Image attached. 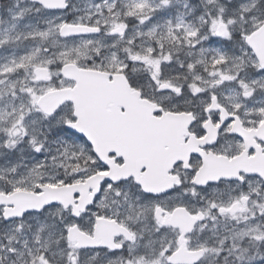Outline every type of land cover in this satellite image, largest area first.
<instances>
[{"label": "snow or ice", "instance_id": "obj_1", "mask_svg": "<svg viewBox=\"0 0 264 264\" xmlns=\"http://www.w3.org/2000/svg\"><path fill=\"white\" fill-rule=\"evenodd\" d=\"M0 264H264V0H0Z\"/></svg>", "mask_w": 264, "mask_h": 264}]
</instances>
